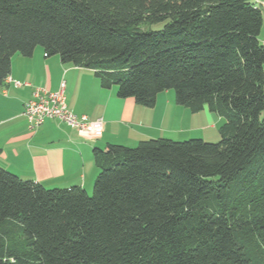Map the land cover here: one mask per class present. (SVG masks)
I'll use <instances>...</instances> for the list:
<instances>
[{
	"label": "trees",
	"instance_id": "trees-1",
	"mask_svg": "<svg viewBox=\"0 0 264 264\" xmlns=\"http://www.w3.org/2000/svg\"><path fill=\"white\" fill-rule=\"evenodd\" d=\"M263 26L254 0H0V88L42 48L120 99L224 120L217 143L95 149L92 196L0 166V264H264Z\"/></svg>",
	"mask_w": 264,
	"mask_h": 264
},
{
	"label": "crops",
	"instance_id": "crops-1",
	"mask_svg": "<svg viewBox=\"0 0 264 264\" xmlns=\"http://www.w3.org/2000/svg\"><path fill=\"white\" fill-rule=\"evenodd\" d=\"M62 83L68 109L74 115L104 122L101 139L84 136L59 119L48 120L37 130L29 129L24 117L25 103L37 90L57 92ZM162 95L167 101L162 100ZM174 98L172 91L158 96L156 106L151 109V122L160 120L164 125L170 117L168 107L174 110V115L180 112L181 126L190 125L203 132L201 139L205 141L210 135L208 130L220 128L224 123L208 110L196 114L184 107L180 110ZM161 104L165 112L157 113ZM149 113L148 108L133 99L118 98L116 88L103 89L93 71L63 64L58 56L47 57L42 48H37L30 58L17 54L12 59L11 73L0 88V166L47 189L81 187L90 191L99 174L95 149L106 150L108 145L131 147L142 141L165 138L159 137L160 131L150 128L153 125L146 119ZM184 134L178 131L176 138ZM212 138L216 139L214 135Z\"/></svg>",
	"mask_w": 264,
	"mask_h": 264
},
{
	"label": "built area",
	"instance_id": "built-area-1",
	"mask_svg": "<svg viewBox=\"0 0 264 264\" xmlns=\"http://www.w3.org/2000/svg\"><path fill=\"white\" fill-rule=\"evenodd\" d=\"M254 1L258 6L264 8V2ZM64 91L65 83H62L57 92L41 89L35 92L33 98L26 102L24 106V117L29 124V129L34 131L43 126L48 120L59 119L68 126L77 129L84 136L98 138L104 126L102 121L91 122L87 117L79 118L74 115L68 109Z\"/></svg>",
	"mask_w": 264,
	"mask_h": 264
},
{
	"label": "rangeland",
	"instance_id": "rangeland-1",
	"mask_svg": "<svg viewBox=\"0 0 264 264\" xmlns=\"http://www.w3.org/2000/svg\"><path fill=\"white\" fill-rule=\"evenodd\" d=\"M257 1L264 2V0H257ZM261 8H262V13H263V18H264V8L263 7H261ZM165 23L166 22L158 23V24H152V25H143L141 27V30L144 31V32L160 31V30H162L164 28ZM260 39L264 40V26H263V29H262V34H261ZM39 49H41V48H39ZM173 94H174V92H173ZM161 98H162L163 101H167L166 100V96L163 97V95H162ZM178 108H181L180 110H184V109H182V107H178ZM185 110H187V109H185ZM149 111L151 113L146 114V116H147L146 119H147V121H149L148 122L149 124L153 125L150 128H154V130L160 131V134H158V135H160L159 137H164L165 136V138H167V139H178L180 141L181 140L187 141V140L192 139L193 137H197V138H193V139H201L202 138V133L203 132L200 133L199 131L194 130L195 128L192 127V126H190V125H187V128H186V126H181L182 124L179 122V115H180V112L179 111H176L175 112V115H174V110H169V108L167 107V112H168V115H170V117H168L169 119L167 120V122L164 125L160 122V120H155L154 122H151V117H152L151 114H152V111H151V109H149ZM187 111L189 113H191L189 110H187ZM158 112H162V113L165 112L164 104H161L160 105V107L157 109V113ZM262 118L264 120V113L262 115ZM97 121H99V120H97ZM102 123L104 125V122H102ZM136 129H137V127L135 128V130ZM169 129H171V132H170ZM219 129L220 128H215L213 130H208V132H209L210 135L207 136V139L208 140H206V142H208V143H217V142L221 141V136H220V133H219ZM178 131H180L182 133H185V134L184 135H180V136H182L181 138L180 137L176 138V133ZM193 132H198L200 134H194ZM103 133H104V126H103L102 133H101V135H99L98 138L101 139L103 137ZM213 135H214V138H216V139H213L212 138ZM215 135L217 137H215ZM174 141H176V140H174ZM137 145L138 144H134V146H131V147H136ZM87 192H88V194L90 196L93 195V189L90 190V191H87Z\"/></svg>",
	"mask_w": 264,
	"mask_h": 264
}]
</instances>
